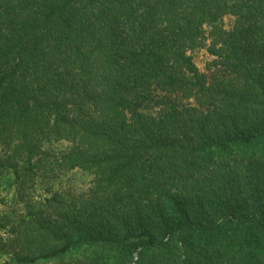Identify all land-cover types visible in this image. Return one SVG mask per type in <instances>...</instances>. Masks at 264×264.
I'll use <instances>...</instances> for the list:
<instances>
[{
	"label": "trees",
	"instance_id": "obj_1",
	"mask_svg": "<svg viewBox=\"0 0 264 264\" xmlns=\"http://www.w3.org/2000/svg\"><path fill=\"white\" fill-rule=\"evenodd\" d=\"M0 144L16 264H264V0H0Z\"/></svg>",
	"mask_w": 264,
	"mask_h": 264
},
{
	"label": "rangeland",
	"instance_id": "obj_2",
	"mask_svg": "<svg viewBox=\"0 0 264 264\" xmlns=\"http://www.w3.org/2000/svg\"><path fill=\"white\" fill-rule=\"evenodd\" d=\"M234 20L233 16L225 15L221 19V25L228 29L233 25ZM189 53L207 83L220 85L232 81L233 76L218 64L217 58L210 54L206 47L195 48ZM47 147L62 149L65 147V142L52 141L47 143ZM4 150L5 145L0 144V157ZM14 178L8 170L0 174V264H16L13 258L15 247L9 243L12 238L11 229L25 214L23 205L16 198L17 187ZM90 179L91 176L80 169L64 172L57 178L40 175L31 188L33 202L37 209L43 208L45 199L53 193H58L67 200L79 199L87 193ZM35 264H59V262L54 259H39Z\"/></svg>",
	"mask_w": 264,
	"mask_h": 264
}]
</instances>
